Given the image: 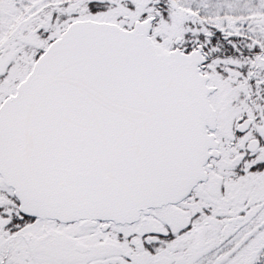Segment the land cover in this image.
Returning <instances> with one entry per match:
<instances>
[{
  "label": "snow or ice",
  "instance_id": "1",
  "mask_svg": "<svg viewBox=\"0 0 264 264\" xmlns=\"http://www.w3.org/2000/svg\"><path fill=\"white\" fill-rule=\"evenodd\" d=\"M0 264H264V0H0Z\"/></svg>",
  "mask_w": 264,
  "mask_h": 264
}]
</instances>
